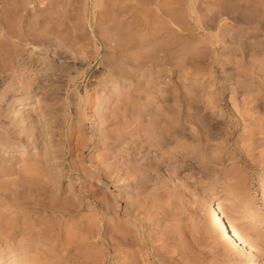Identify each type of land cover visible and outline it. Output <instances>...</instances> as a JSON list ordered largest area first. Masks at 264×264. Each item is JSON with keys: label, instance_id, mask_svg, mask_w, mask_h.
I'll list each match as a JSON object with an SVG mask.
<instances>
[{"label": "rangeland", "instance_id": "1", "mask_svg": "<svg viewBox=\"0 0 264 264\" xmlns=\"http://www.w3.org/2000/svg\"><path fill=\"white\" fill-rule=\"evenodd\" d=\"M0 39V102L31 97L0 116V193L29 185L0 196V264H264V0H0ZM210 201L254 256L218 246ZM116 219L145 239L119 260Z\"/></svg>", "mask_w": 264, "mask_h": 264}, {"label": "bare ground", "instance_id": "2", "mask_svg": "<svg viewBox=\"0 0 264 264\" xmlns=\"http://www.w3.org/2000/svg\"><path fill=\"white\" fill-rule=\"evenodd\" d=\"M148 3V2H147ZM151 3V2H150ZM152 23V22H151ZM149 25H150V22H149ZM148 25V26H149ZM3 37V36H2ZM0 41H1V39H0ZM50 48V47H49ZM43 49V48H42ZM44 50V49H43ZM42 50V51H43ZM46 50H48V49H46ZM46 50H45V52H46ZM48 52V51H47ZM45 55H46V53H44ZM43 54V57L45 56ZM52 54V53H51ZM47 56H48V54H47ZM42 56H41V58H39V56L37 57V58H39L40 60H38V61H40L39 63L40 64H42V65H44L43 66V68L44 67H47V66H49L48 65V62L50 61L49 60V56L48 57H44L43 58ZM37 61V62H38ZM54 61V60H53ZM34 63V62H33ZM35 63H36V61H35ZM39 64V65H40ZM54 64V63H53ZM52 64V65H53ZM38 65V64H37ZM36 65V66H37ZM34 66H35V64H34ZM41 66V65H40ZM40 68V67H39ZM38 68V69H39ZM38 69H36L37 71H38ZM52 69V68H51ZM58 69V68H57ZM62 69V68H61ZM61 69H60V71H61ZM35 70V69H34ZM47 71H49V69L47 68L46 69ZM37 71H36V75L33 77V75H32V79L31 80H33V82H32V85L34 86V88L37 90V89H43V91H44V93H46L47 95H55V92L56 91H58L59 90V88L61 87L60 85H59V83H58V80H56V79H54L52 82H47L46 80H45V82H43L44 80L43 79H41V80H43L42 82L40 81V78H43L44 77V75L46 74V72L47 71H43L42 70V66H41V68H40V71H42L43 72V74H41V75H39V74H37ZM41 72V73H42ZM55 73V72H54ZM59 73V72H58ZM34 74H35V72H34ZM57 74V73H56ZM38 75V77H36ZM58 75V74H57ZM43 76V77H42ZM49 76V75H48ZM45 79H46V76H45ZM48 79V78H47ZM58 79V78H57ZM49 80V79H48ZM51 80V79H50ZM70 80V79H69ZM60 82V81H59ZM63 83V82H62ZM59 91H61V90H59ZM58 91V92H59ZM20 92V91H19ZM18 91H16L15 89H14V91H8V92H6V102H3V103H1L0 104V116L2 117V115H5L4 113H6L7 112V109H9V105L11 104V103H13V104H15V103H20L21 101L22 102H24V100H26V101H28V100H30L31 99V97H29V96H26V94H25V98L23 99L22 98V96H24V94H20ZM42 92V91H41ZM57 93V92H56ZM65 93V92H64ZM43 94V93H42ZM58 94V93H57ZM46 96V95H45ZM50 98H52V97H50ZM4 100V99H3ZM24 103H28V102H24ZM94 103V102H93ZM78 105V104H77ZM25 106V105H24ZM12 109V108H11ZM14 111V110H13ZM15 112V111H14ZM23 112V113H22ZM24 112H26V111H24V110H22L21 111V113H22V115H24ZM17 113V112H16ZM16 113H14V114H16ZM13 114V113H12ZM11 114V115H12ZM14 116V115H13ZM17 116V115H16ZM7 117V116H6ZM20 117V116H19ZM77 117H79V116H77ZM91 117V116H90ZM7 119V118H6ZM21 119V118H20ZM20 119H18V121H15V119H11L10 121H12L11 123H12V125H15V127H16V122H19L20 121ZM23 119H24V117H23ZM23 119H21V121L23 120ZM27 119V118H26ZM23 122H26L25 120L23 121ZM22 122V123H23ZM79 122V121H78ZM10 123V122H9ZM26 124V123H25ZM29 124V123H28ZM14 126H13V128H15ZM14 130V129H13ZM32 130V129H31ZM16 131V130H15ZM33 131V130H32ZM12 131H10V132H8L7 134L11 137V136H13L12 138L13 139H15L16 137L13 135V132L11 133ZM17 133V132H16ZM38 133H40V132H38ZM5 135V134H4ZM32 136V135H31ZM27 137V136H26ZM11 138V139H12ZM17 138H18V136H17ZM19 138H20V135H19ZM31 138V137H30ZM30 138L28 139V140H30ZM27 139V138H26ZM25 140V139H24ZM22 141V140H21ZM30 142V141H29ZM11 145V144H10ZM15 145V144H14ZM12 147H16V146H12ZM17 148H15V150H13V151H18V149L16 150ZM24 149V148H23ZM120 162V161H119ZM122 163V162H121ZM45 164V163H44ZM119 164V163H118ZM41 165V164H40ZM117 165V164H116ZM124 167V166H123ZM40 168H41V166H40ZM42 169H43V166H42ZM78 169V168H77ZM117 169V168H116ZM121 169V168H120ZM119 169V170H120ZM73 170V169H72ZM114 170V169H113ZM80 171V170H79ZM116 172V171H115ZM106 173V172H105ZM108 173V172H107ZM111 175V174H110ZM110 175H108V176H110ZM114 175V174H113ZM113 175H112V178H113ZM107 176V175H106ZM108 176L106 177V178H108ZM27 177H29V176H27ZM30 178H31V176H30ZM46 178V177H45ZM25 179V178H24ZM32 179H33V177H32ZM44 179V178H43ZM109 179H111V178H109ZM46 180H47V178H46ZM26 181V180H25ZM52 181V180H51ZM43 182V181H42ZM50 182V181H49ZM19 183H20V181H19ZM21 183L23 184L24 182H22L21 181ZM21 183H20V185H21ZM27 183V182H26ZM25 183V184H26ZM30 183V182H29ZM44 183V182H43ZM41 184V183H40ZM18 184H16V186H17ZM27 186H29L28 184H26ZM80 185V184H79ZM27 186L26 187H24V188H26L27 189ZM39 186H41V185H39ZM50 186H51V184H50ZM43 187V186H42ZM47 187V186H46ZM53 187V186H52ZM16 188H18L17 189V192H16V190H15V192H14V190L12 191V190H9V191H7V190H5L6 191V193L5 194H10L11 193V195L12 194H17V195H23L24 193H25V189L24 188H22L21 186H20V188L19 187H16ZM30 188V187H29ZM50 188V187H49ZM1 189V188H0ZM31 189V188H30ZM51 189V188H50ZM37 190V189H36ZM42 190V189H41ZM49 190V189H48ZM32 191V190H31ZM1 192V191H0ZM3 192V191H2ZM39 192V191H38ZM130 192V191H129ZM133 192V191H132ZM135 192V191H134ZM29 193H31L30 191H29ZM36 193V192H35ZM57 193V192H56ZM5 194H1L0 193V196H3V195H5ZM47 194V193H46ZM93 194H94V192H93ZM130 194H131V192H130ZM30 195V194H29ZM44 195V194H43ZM65 195V194H64ZM96 195V194H95ZM94 195V196H95ZM128 195V194H127ZM13 196V195H12ZM121 196V195H120ZM119 196V197H120ZM123 196V195H122ZM7 197H9V196H7ZM16 197V196H15ZM30 197V196H29ZM136 197V196H135ZM134 197V198H135ZM32 198V197H31ZM124 198V197H123ZM12 199V198H11ZM14 199V198H13ZM17 199V198H16ZM28 199H30V198H28ZM95 199H96V196H95ZM121 199H122V197H121ZM17 201V200H16ZM29 201V200H28ZM98 201V200H97ZM119 201V200H118ZM125 201V200H124ZM135 201V200H134ZM146 201V200H145ZM33 202V201H32ZM89 202V201H88ZM143 202V201H142ZM39 203V202H38ZM102 203V202H101ZM112 203V202H111ZM119 203V202H118ZM129 203H130V201H129ZM128 202H127V206L126 207H128V208H126V211H127V215L126 214H124V212H123V215L125 216V217H128V209H129V207H130V205H128L129 204ZM6 204V203H5ZM28 204H29V202H28ZM32 204V203H31ZM73 204V203H72ZM81 204V203H80ZM90 204V203H89ZM88 204V205H89ZM102 204H104V203H102ZM132 204H134V203H132ZM4 205V204H3ZM105 205H107V204H105ZM104 205V206H105ZM11 206V205H10ZM30 206V205H29ZM90 206H91V204H90ZM123 206V205H122ZM35 207V206H34ZM33 207V208H34ZM80 207V206H79ZM117 208H116V213H117V216H119V215H122V211H123V209H122V207L120 206V204L119 205H117L116 206ZM1 208V207H0ZM3 208V207H2ZM139 209H140V207H138ZM10 209V208H9ZM9 209H7V211L9 210ZM112 209V208H111ZM114 209V208H113ZM139 209H137V210H139ZM70 210V209H69ZM106 210V209H105ZM137 210L136 211H134V214H135V212H137ZM4 212H2V211H0V219H2V221H4V220H8V219H10L11 218V216L10 215H8V214H6V212L7 211H5V210H3ZM130 211H131V209H130ZM14 212V211H13ZM126 213V212H125ZM97 214H98V212H97ZM206 214H207V217H208V220H209V224L211 225V227H212V229L214 230V231H216L217 232V234H218V236L220 237L219 238V241L217 242L218 243V246H226V247H228V246H234L235 248H237L239 251H241V252H243V253H246L247 255H250V256H252L254 253H255V250H256V245H255V247H254V241L255 240H258V238H259V240H261L262 238H261V235H260V233H252V237H254V235H255V237H254V241H253V239L251 238L250 239V235H251V233H250V235L248 236V231L246 230V231H239L238 229H236V226H237V221H240V219H234V220H228L227 218H226V216L224 215V212L222 211V209H221V207L219 206V204L218 203H216L215 201H210V202H208L207 204H206ZM259 214V213H258ZM257 213L255 214V213H252V217L254 218V219H257L258 221H260V222H264V217L262 216V214L261 215H258ZM12 215V214H11ZM130 213H129V217H130ZM133 215V214H132ZM138 216H140V215H138ZM134 217V216H133ZM99 218V217H98ZM116 218V217H115ZM138 218V217H137ZM125 219H127V218H125ZM132 219V218H131ZM139 219V218H138ZM145 219V218H144ZM151 219V218H150ZM141 220V219H140ZM139 220V221H140ZM1 221V222H2ZM131 220H129V221H127V220H125V222L123 223V224H121L117 219H116V223L114 224V225H112V228L113 229H111L112 231H111V233L109 234V235H111L112 236V234H113V239H111L110 238V240L112 241V242H109L110 244H111V247H112V255L114 256V259L116 260V259H120L121 258V256H120V254L118 255V256H116L115 255V253L117 252V251H119L118 249V247H119V244L120 245H125V246H127L128 248L130 247V246H128L129 244H133V242L134 241H139L137 244L138 245H141L142 243H141V241L142 242H144L145 241V239H144V241L143 240H141L140 241V239H142V238H139L138 240H135L134 239V241L132 242V238H129L130 237V235H129V233H128V235H126L125 233H123V234H121V232H119V228L121 227V225H124V226H127L126 225V223L128 222V223H130L131 224V222H130ZM132 221H134V220H132ZM138 220L136 221V223L137 222H139ZM112 222V221H111ZM135 222V221H134ZM146 222V221H145ZM96 223L97 222H92L91 221V224L89 225V228H91V230L92 229H95L96 228ZM136 223H132V224H136ZM144 223V222H143ZM3 224H5L4 222H3ZM102 224V223H101ZM113 224V223H112ZM117 224H119V225H117ZM140 224V223H139ZM142 224V223H141ZM1 225V224H0ZM109 225V224H108ZM137 225V224H136ZM153 225V224H152ZM54 226V225H53ZM140 226V225H139ZM2 227V226H1ZM0 227V233H7V230H6V232L5 231H3V229L2 228H4L5 229V227H2L1 228ZM50 227V226H49ZM52 227V226H51ZM109 228H110V225L108 226ZM128 227V226H127ZM9 228V227H8ZM7 228V229H8ZM64 228V227H63ZM158 228V227H157ZM156 229V228H155ZM127 229H125L124 231H126ZM143 230V229H142ZM9 232V231H8ZM123 232V231H122ZM128 232V231H127ZM144 232V231H143ZM165 232V231H164ZM160 233V232H159ZM39 234V233H38ZM131 234V233H130ZM145 233H143V235H144ZM142 235V236H143ZM149 236V235H148ZM89 237V236H88ZM110 237V236H109ZM119 237H120V239H119ZM131 237H132V235H131ZM146 237V236H145ZM258 237V238H257ZM134 238V237H133ZM138 238V237H137ZM136 238V239H137ZM163 238V237H162ZM121 239H123L122 241H124V242H119ZM130 239H132V240H130ZM165 239V238H164ZM163 239V240H164ZM174 239V238H173ZM109 240V239H108ZM159 240V239H158ZM161 240V239H160ZM159 240V241H160ZM259 240H258V242H259ZM119 242V243H118ZM155 242V241H154ZM162 242H164V241H162ZM256 242V241H255ZM75 243V242H74ZM80 243V242H79ZM146 243V242H145ZM145 243L142 245L143 247H144V245H145ZM153 243V242H152ZM67 244H69V243H67ZM136 244V245H137ZM147 244V243H146ZM124 246V247H125ZM131 246H133V245H131ZM146 246V245H145ZM109 247H110V245H109ZM124 247H122L123 249H124ZM126 247V250H128V248ZM142 247V248H143ZM165 247V246H164ZM118 248V249H117ZM122 248H120V249H122ZM141 248V249H142ZM151 248V247H150ZM156 248V247H155ZM223 248V247H222ZM144 249V250H143ZM142 249V252H143V257H142V259L140 258V257H138V256H135V258H134V260H132L131 258H129L128 259V262H126V264H137V262L140 260V261H142V263L143 262H145V264H160V260H161V258L160 259H158L160 256H159V252H161V251H158V250H155L154 251V248L152 249V251H149V250H147L146 248H143ZM150 249V250H151ZM224 249H227V248H224ZM229 249V248H228ZM111 250V249H110ZM138 251H140L139 249H137ZM137 250H135V251H137ZM130 251H132V247H131V250ZM123 252V251H122ZM126 252V251H125ZM128 252H129V250H128ZM133 252V251H132ZM141 252V253H142ZM166 252V251H165ZM134 253H136V252H134ZM137 254V253H136ZM111 255V256H112ZM134 255V254H133ZM112 256V257H113ZM254 256V255H253ZM111 257V258H112ZM134 257V256H133ZM127 258V257H126ZM99 259V258H98ZM114 260V261H115ZM139 261V262H140Z\"/></svg>", "mask_w": 264, "mask_h": 264}]
</instances>
